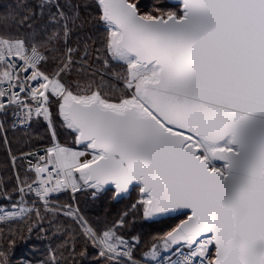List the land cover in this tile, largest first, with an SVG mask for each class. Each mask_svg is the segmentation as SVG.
Segmentation results:
<instances>
[{"label":"snow or ice","instance_id":"6c2138e0","mask_svg":"<svg viewBox=\"0 0 264 264\" xmlns=\"http://www.w3.org/2000/svg\"><path fill=\"white\" fill-rule=\"evenodd\" d=\"M51 3L40 5L41 15ZM95 6L103 64L124 70L115 73L119 95L102 84L74 93L65 83L77 63L78 49L67 42L78 13L69 18L56 4L49 24L62 21L59 29H33L24 16L27 32L0 34V116L11 115L13 127L43 116L51 127L55 102L84 149H46L31 183L17 175L20 199L0 208V222L33 212L39 218V208L25 206L29 194L48 211L61 191L114 185L121 194L131 185L141 193L132 210L145 219L188 210L186 218L137 258L139 238L119 231L124 217L96 230L66 205L62 214L97 250L96 264H264V0H180L148 12L137 0ZM87 56L85 46L81 60Z\"/></svg>","mask_w":264,"mask_h":264},{"label":"trees","instance_id":"16d2710c","mask_svg":"<svg viewBox=\"0 0 264 264\" xmlns=\"http://www.w3.org/2000/svg\"><path fill=\"white\" fill-rule=\"evenodd\" d=\"M158 2L170 8L176 6L168 0H137L142 12L151 11L153 4ZM42 3L45 0H0V34L27 32L26 25L20 27L19 24L24 16L32 17L27 23L32 24L33 29L38 30L44 26L48 27L49 32L54 27L59 29L62 21L55 26L49 24V18L56 12V4L61 6L69 18L76 17L78 13L74 23L72 19L69 21L71 31L67 42V47L78 49L74 55L77 63L64 76V81L74 93L87 91L89 85L95 89L102 84L104 90L119 95L123 84L115 73L124 70L111 61L107 67L103 64L108 57L102 48L104 28L98 20L95 0H52L51 4H45L41 15ZM6 16L9 18L2 19ZM85 46L88 48V56L81 60ZM61 47L63 48V44ZM97 49L100 50L99 61L96 58ZM54 67L55 64L50 62L46 65V70L51 71ZM60 118L55 116L53 128L45 119L39 118L28 129L14 130L7 123L5 132L0 130V208H11L20 199L15 191L17 175L28 183L35 179V173L27 169L23 154L38 147L49 146L54 141L53 132L58 140L75 144L73 133ZM136 188L139 189L133 187L128 197L119 200H115L113 189L101 191L95 196L92 190L85 189L76 195V199L69 192L59 193L50 202L48 211H45L42 202H34L33 205L40 209L39 218L33 212L22 218L0 222V264H53V256L56 264H96L97 250L91 244L85 245L81 228L75 219L62 214L66 205L72 208L75 203L79 216L96 230H103L124 217L125 226L119 231L128 238H139L140 243L135 250V255L139 258L153 242V237L169 231L184 215L146 220L142 209L133 211L131 207L134 204L131 195ZM5 192L11 196V200L4 198ZM24 199L29 201L25 206L33 207L30 204L35 199V194L26 195ZM99 264H104V261L100 259Z\"/></svg>","mask_w":264,"mask_h":264},{"label":"built area","instance_id":"2783aa9c","mask_svg":"<svg viewBox=\"0 0 264 264\" xmlns=\"http://www.w3.org/2000/svg\"><path fill=\"white\" fill-rule=\"evenodd\" d=\"M39 118H44L43 116L42 117H39ZM39 118H33L32 121L29 123V124H25V125H20V124H17L16 127H13L12 124H13V117L11 115L7 116V117H3V116H0V123H3V127L0 128V130L2 132H5V129H6V125L7 123H9L10 127L14 130H24V129H28L30 128V126L32 125V123L36 120V119H39ZM45 119V118H44ZM56 144H58L57 142L52 144V145H49V146H42V147H38L26 154L23 155V159H24V162L27 166L28 169L32 168V172L35 173L34 171V166L37 164L38 162V157L41 156V155H44L45 154V150L48 149V148H51L53 146H55ZM55 195L57 194H54L52 197H54ZM51 197V198H52ZM50 198V199H51ZM29 202V201H27ZM35 201H32V203L34 204ZM2 208H7V207H2ZM10 209V208H9ZM197 264H199V262L197 261Z\"/></svg>","mask_w":264,"mask_h":264},{"label":"rangeland","instance_id":"374dc122","mask_svg":"<svg viewBox=\"0 0 264 264\" xmlns=\"http://www.w3.org/2000/svg\"><path fill=\"white\" fill-rule=\"evenodd\" d=\"M158 3H160V2H158ZM156 4H157V3H156ZM153 5H155V3H154ZM176 5H178V4H176ZM54 104H55V102H53L52 105H51V113H52L51 128H53V123H54V118H55V116H56V115L59 116L58 111H57L58 106H57V105L54 106ZM59 118H60V116H59ZM60 119L62 120V117H61ZM45 121L49 124V121H48L47 119H45ZM62 122H63V121H62ZM49 126H50V124H49ZM65 127H66V126H65ZM66 128H67V127H66ZM67 129H68V128H67ZM68 130H69L71 133H73V135H74V143H75V144L72 145V144H70V143L62 142V141L58 140V138H57L56 136H54V141H53L51 144H53V143H55V142H58V143L60 144V146L67 147V148H71V149H73V150H75V151H82V150H84L82 145H78V144L76 143V134H75L71 129H68ZM51 144H50V145H51ZM88 158H90V157H88ZM220 164H221V163H220ZM85 189H89V188H84L83 190H85ZM83 190H81V191H83ZM89 190H92L93 192H95L93 189H89ZM64 192H69L70 195L72 196V198H73V199H76V195H77L80 191L73 193L71 189H68V190H65V191H61L60 193H64ZM58 195H59V194H58ZM131 196H132L131 201L135 204V203L141 198V193L139 192V189H137V188L134 189V191H133V195H131ZM114 198H115V195H114ZM35 199H38V198L35 197ZM54 201H55V200H54ZM56 202H57V201H56ZM72 208H73L74 210H77V209H78L77 204L75 203L74 207H72ZM78 213H79V209H78ZM179 215H181V214H179ZM174 217H175V216H174ZM183 219H185V216H184ZM146 220H147V219H146ZM148 221H154V220H148ZM124 237L127 238V239H131V238H128V237H126V236H124ZM164 255H167V254L162 252V257H163Z\"/></svg>","mask_w":264,"mask_h":264},{"label":"water","instance_id":"95a60500","mask_svg":"<svg viewBox=\"0 0 264 264\" xmlns=\"http://www.w3.org/2000/svg\"><path fill=\"white\" fill-rule=\"evenodd\" d=\"M168 1L170 3H173V4H179L180 3V0H168ZM218 163H221L222 164L223 162H218ZM107 189H113L114 192H115V194H114L115 195V200H119V199H122L124 197H128L130 195L132 189H133V186H131V185L129 186V192L128 193L117 194L116 191H115V189H114V185H105L103 189L98 190V191H95L94 192V196L96 194H98L99 192H101V191H106ZM187 211L188 210H180L178 212H173L170 215H164V216L157 217L156 220H160L162 218H167V217H174V216H177V215L182 214V213L187 212Z\"/></svg>","mask_w":264,"mask_h":264}]
</instances>
